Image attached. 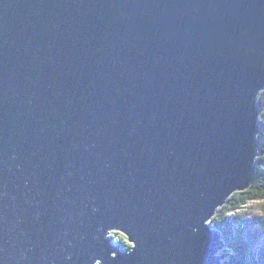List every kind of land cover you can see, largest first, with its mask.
<instances>
[{
	"label": "water",
	"instance_id": "water-1",
	"mask_svg": "<svg viewBox=\"0 0 264 264\" xmlns=\"http://www.w3.org/2000/svg\"><path fill=\"white\" fill-rule=\"evenodd\" d=\"M263 90L264 0H0V264H241Z\"/></svg>",
	"mask_w": 264,
	"mask_h": 264
},
{
	"label": "trees",
	"instance_id": "trees-1",
	"mask_svg": "<svg viewBox=\"0 0 264 264\" xmlns=\"http://www.w3.org/2000/svg\"><path fill=\"white\" fill-rule=\"evenodd\" d=\"M262 126L260 131V141L262 144L261 155L257 160V176L252 184L244 189L233 193L226 205L211 220L212 224L221 230L223 238L228 243L230 251L242 261L243 264H264V242L259 244V237L264 235L261 224L264 223V213L261 222L245 217L242 214L244 204L257 199H264V91L260 95ZM263 188L262 192L258 190ZM255 222L259 225L254 226ZM264 226V225H263ZM261 227V228H260ZM255 240L258 241L257 248ZM127 248L131 245L128 242ZM256 248V250H255Z\"/></svg>",
	"mask_w": 264,
	"mask_h": 264
},
{
	"label": "rangeland",
	"instance_id": "rangeland-1",
	"mask_svg": "<svg viewBox=\"0 0 264 264\" xmlns=\"http://www.w3.org/2000/svg\"><path fill=\"white\" fill-rule=\"evenodd\" d=\"M261 121H262V111H261ZM258 158H257V160H258ZM255 190H258V189L256 188ZM237 191H239V190H237ZM258 191L262 192L263 188H261ZM227 202L224 203V205H226ZM223 206H221L219 209H221ZM219 209H218L217 213L215 214V216L219 213V211H221ZM262 213H264V199L252 200V201L244 204V207L242 208V214L245 217L250 218V219H254V220H255L256 217H258L256 220H258L259 222H261V220L263 219V216H260V214H262ZM259 222H255L254 226L259 225ZM263 225L262 224L260 225V226L263 227V228L260 227L262 230H264V226ZM110 236L112 237V240H113L114 243H120V244H122L124 246V248L126 247V244L128 242L130 243V245H132L131 242L129 241V239L127 238V236L124 233H122V232L112 231ZM261 242H264V235L262 237H259V244L260 245H261ZM257 243H258V241L255 240L256 248H257ZM256 248H255V250H256ZM231 253H233V252L231 251ZM226 259H229V255L226 256ZM241 264H243L242 261H241Z\"/></svg>",
	"mask_w": 264,
	"mask_h": 264
}]
</instances>
